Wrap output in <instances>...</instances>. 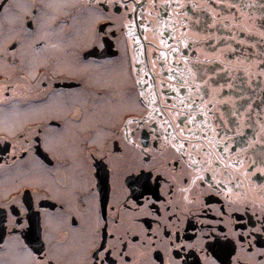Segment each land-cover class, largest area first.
Listing matches in <instances>:
<instances>
[{
    "label": "flooded vegetation",
    "instance_id": "af4514ba",
    "mask_svg": "<svg viewBox=\"0 0 264 264\" xmlns=\"http://www.w3.org/2000/svg\"><path fill=\"white\" fill-rule=\"evenodd\" d=\"M0 264H264V0H0Z\"/></svg>",
    "mask_w": 264,
    "mask_h": 264
}]
</instances>
